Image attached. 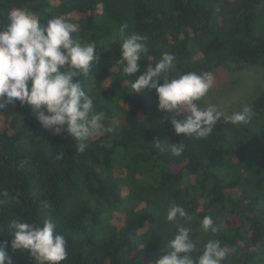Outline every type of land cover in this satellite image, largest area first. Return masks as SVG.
Returning a JSON list of instances; mask_svg holds the SVG:
<instances>
[{
    "label": "trees",
    "instance_id": "trees-1",
    "mask_svg": "<svg viewBox=\"0 0 264 264\" xmlns=\"http://www.w3.org/2000/svg\"><path fill=\"white\" fill-rule=\"evenodd\" d=\"M14 8L37 13L42 23H78L74 38L97 44L82 86L96 91L95 108L112 130L77 153V142L42 128L30 106L0 109V244L13 264L36 261L11 249L12 221L45 219L67 241L61 264H151L176 234L166 221L170 202L185 208L191 226L212 217L218 230L205 239L233 250L223 264H264V90L226 112L249 107L246 124L218 121L206 138L178 136L154 89L132 91L141 72L122 75L118 64L122 40L135 33L147 37L141 71L164 53L175 55L170 79L228 64L264 68V29L257 32L264 0H0V27ZM177 142L185 146L180 155L170 147ZM195 251L194 260L200 243Z\"/></svg>",
    "mask_w": 264,
    "mask_h": 264
},
{
    "label": "clouds",
    "instance_id": "clouds-1",
    "mask_svg": "<svg viewBox=\"0 0 264 264\" xmlns=\"http://www.w3.org/2000/svg\"><path fill=\"white\" fill-rule=\"evenodd\" d=\"M79 27L59 17L42 23L37 13L22 8L8 12L6 23L0 27V109L13 103L30 106L42 128L55 136L67 134L77 142L76 152L83 153L91 139L112 129L105 126V112L96 110L94 97L82 86L81 78L90 76L98 56L97 44H83L74 38ZM146 41L147 37L135 33L122 40L120 71L125 76L141 72L130 82L132 91L155 90L158 110L169 116L174 134L206 138L218 121L233 125L248 122L252 113L247 106L226 114L216 105L202 108L196 103L213 87V74L188 72L170 79L167 73L174 67V54L164 53L154 66L141 71L138 61L141 54L148 52ZM182 113L184 118L176 119ZM170 147L173 154L180 155L185 146L177 142ZM191 219L184 207L169 204L166 221L176 227V234L162 249L164 255L151 264H223L233 250L215 239L203 245L196 260L192 258L197 243L185 226ZM200 227L205 233L218 230L211 216H204ZM12 228L11 249L27 250L36 264H61L67 260V241L51 219L42 224L13 220ZM0 264H13L2 244Z\"/></svg>",
    "mask_w": 264,
    "mask_h": 264
},
{
    "label": "rangeland",
    "instance_id": "rangeland-1",
    "mask_svg": "<svg viewBox=\"0 0 264 264\" xmlns=\"http://www.w3.org/2000/svg\"><path fill=\"white\" fill-rule=\"evenodd\" d=\"M264 29V20L260 21L257 26V32ZM157 46V44L155 43ZM189 47L194 55H196L197 48L190 42ZM213 87L208 94L199 100L201 107L208 105H216L219 110L225 113L243 97L248 95H257L264 90V68L258 66L246 65L242 70H235L232 64L218 67L213 72ZM88 94L97 98L96 91L91 87L88 89ZM121 164L119 162L115 165V171L120 173ZM133 204V202L131 203ZM171 204V202L169 203ZM168 204V206H169ZM191 230V235L196 243L203 245L208 241L207 236L201 229L200 225L195 222L193 226L186 224ZM167 237L166 233H163Z\"/></svg>",
    "mask_w": 264,
    "mask_h": 264
}]
</instances>
